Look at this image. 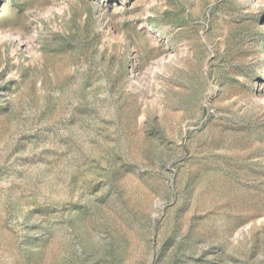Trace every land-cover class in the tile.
<instances>
[{
  "label": "rangeland",
  "instance_id": "1",
  "mask_svg": "<svg viewBox=\"0 0 264 264\" xmlns=\"http://www.w3.org/2000/svg\"><path fill=\"white\" fill-rule=\"evenodd\" d=\"M0 264H264V0H0Z\"/></svg>",
  "mask_w": 264,
  "mask_h": 264
}]
</instances>
